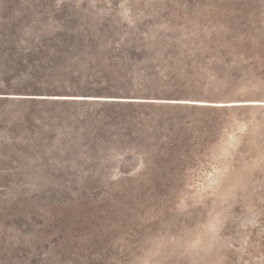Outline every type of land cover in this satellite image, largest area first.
<instances>
[{
    "label": "rangeland",
    "instance_id": "rangeland-1",
    "mask_svg": "<svg viewBox=\"0 0 264 264\" xmlns=\"http://www.w3.org/2000/svg\"><path fill=\"white\" fill-rule=\"evenodd\" d=\"M0 264H264V0H0Z\"/></svg>",
    "mask_w": 264,
    "mask_h": 264
}]
</instances>
